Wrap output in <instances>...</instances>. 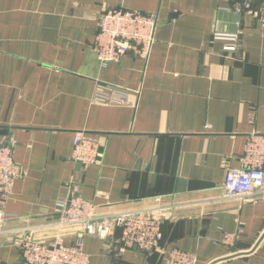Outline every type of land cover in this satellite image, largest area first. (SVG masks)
Masks as SVG:
<instances>
[{"label":"crops","instance_id":"1","mask_svg":"<svg viewBox=\"0 0 264 264\" xmlns=\"http://www.w3.org/2000/svg\"><path fill=\"white\" fill-rule=\"evenodd\" d=\"M238 5L0 0V137L23 173L0 223V264H20L15 239L26 230L47 242L79 239L80 225L57 224V202L74 188L96 216L148 208L163 217L152 251L119 253L120 228L105 239L84 234L89 264H169L175 248L197 264H264V203L230 197L224 186L250 140L264 135V16L259 2ZM115 9L155 15L156 40L146 57L128 52L102 65L99 20ZM108 87L123 91V102L96 100ZM79 131L100 143L87 167L73 158Z\"/></svg>","mask_w":264,"mask_h":264},{"label":"built area","instance_id":"2","mask_svg":"<svg viewBox=\"0 0 264 264\" xmlns=\"http://www.w3.org/2000/svg\"><path fill=\"white\" fill-rule=\"evenodd\" d=\"M255 2L261 3L264 16V0H238V12L247 9ZM157 17L138 10L115 9L104 12L99 20V32L96 36L95 50L102 65L119 60L131 52L133 55L146 57L155 42ZM237 35L233 37L236 39ZM100 88L96 100L106 103H121L125 98L123 91L108 87L110 93ZM115 95V96H114ZM248 157L242 167H232L225 179V189L230 197H240L244 201L264 203V135H257L247 147ZM259 158L251 160L254 155ZM101 156L98 138L79 131L74 137L73 158L84 166L98 162ZM22 169L15 162L13 145L0 137V223L6 221L5 205L12 193L15 182L22 177ZM56 210L59 213L58 225H80L83 233L79 239L66 245L55 238L47 242L38 239L35 232L26 230L15 239L21 249L20 264H89V255L85 254L81 238L84 234L99 235L107 238L116 229H121L123 244L118 252L136 247L143 251L159 248L163 241V217L152 209H139L127 213L109 216H96L94 204L78 195L76 188L72 194L58 200ZM232 234L225 236L229 243ZM194 253L181 249H172L168 256L169 264H197Z\"/></svg>","mask_w":264,"mask_h":264},{"label":"rangeland","instance_id":"3","mask_svg":"<svg viewBox=\"0 0 264 264\" xmlns=\"http://www.w3.org/2000/svg\"><path fill=\"white\" fill-rule=\"evenodd\" d=\"M31 227V226H30ZM2 229H4V228H2Z\"/></svg>","mask_w":264,"mask_h":264}]
</instances>
